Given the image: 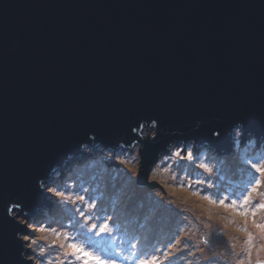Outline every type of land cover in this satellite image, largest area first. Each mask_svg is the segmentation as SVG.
I'll use <instances>...</instances> for the list:
<instances>
[{
  "label": "water",
  "instance_id": "obj_1",
  "mask_svg": "<svg viewBox=\"0 0 264 264\" xmlns=\"http://www.w3.org/2000/svg\"><path fill=\"white\" fill-rule=\"evenodd\" d=\"M237 129L264 141V0H0V264H33L22 215L72 159L141 146L146 179Z\"/></svg>",
  "mask_w": 264,
  "mask_h": 264
},
{
  "label": "rangeland",
  "instance_id": "obj_2",
  "mask_svg": "<svg viewBox=\"0 0 264 264\" xmlns=\"http://www.w3.org/2000/svg\"><path fill=\"white\" fill-rule=\"evenodd\" d=\"M242 136L243 133L237 130L233 151L228 154L205 146L196 150L192 142L189 147L185 143L175 144L172 151L158 158L146 179L141 178V146L119 148L113 153L100 149L86 153L80 159H72L48 182L49 187L65 192L66 196L56 197L51 192L45 210L31 214L29 218L22 215L32 228V233L27 236L34 256L33 264H89L81 257V252L75 256L66 255L65 248L69 243L84 245L90 229L83 217L90 218L109 194L124 210L135 206L130 213L137 217L134 225H139L141 233L146 232L147 224H152L151 229H156L154 233L158 237L155 244L163 247L169 244L167 264H238L240 260L247 264L248 245L241 231L245 228L243 218L202 199L204 195L214 199L224 196L237 199L249 187L254 170L248 162L264 160V141L259 142V138L249 135L244 142ZM184 150L192 151L195 159L188 161L175 155L178 151L184 155ZM201 163L207 164L211 173L200 168ZM260 178L261 187L253 193V198L264 202V196L259 195L264 192V177ZM181 192L193 202L182 199ZM94 193L101 197L94 198ZM80 195L85 197L83 202L76 199ZM68 196L71 199H67ZM90 203L95 207H89ZM199 203L205 204L208 214L202 221L195 212ZM44 213L46 218H43ZM216 216L224 219V223L215 225L209 221ZM234 218H237L236 223ZM256 219L264 223V214ZM125 220L130 223L128 218ZM42 228L45 231H40ZM247 231L252 234L255 245L251 264L257 260L264 262V251L257 253L264 244V233L252 226L250 217ZM203 250L208 251L207 256L202 255ZM107 260L120 264L118 255Z\"/></svg>",
  "mask_w": 264,
  "mask_h": 264
},
{
  "label": "trees",
  "instance_id": "obj_3",
  "mask_svg": "<svg viewBox=\"0 0 264 264\" xmlns=\"http://www.w3.org/2000/svg\"><path fill=\"white\" fill-rule=\"evenodd\" d=\"M110 207L111 209L109 210ZM112 209L114 211H112ZM133 209H135V206H131L124 210L111 194H109L103 203L97 207L95 213H93L90 219H88L94 221V224L99 225L107 218L111 217V235H97L96 231L98 229L93 230L90 222L86 220L90 232L87 238L84 239V247L86 248L87 254L91 255H85L83 258L88 261L89 264H94V259L92 258L93 255L101 256L106 260L108 258L112 259L113 256L118 255L120 264H138L139 260L150 261L153 257L156 258V264H167L165 258H168L169 253L167 247L169 244L166 247L155 244L157 243L156 238L158 237L154 233L156 229H151L152 224H147L145 226L146 232L141 233L138 229L139 225L137 227L134 225V223L137 222V217L130 213ZM220 214L222 216L224 215L223 213ZM43 218H46L45 213L43 214ZM125 218H128L130 223L127 222ZM234 219V222L236 223L237 218ZM51 221L52 220L50 219L49 222ZM239 233L238 237L240 238L242 234L241 232ZM123 239L124 241H122ZM99 240L114 242L110 246L102 247ZM172 240L174 239L172 238L171 241ZM187 264L197 263L188 262Z\"/></svg>",
  "mask_w": 264,
  "mask_h": 264
},
{
  "label": "snow or ice",
  "instance_id": "obj_4",
  "mask_svg": "<svg viewBox=\"0 0 264 264\" xmlns=\"http://www.w3.org/2000/svg\"><path fill=\"white\" fill-rule=\"evenodd\" d=\"M209 138L210 141H214L219 143L223 140L225 132L223 125H218L215 123H209L203 129ZM239 131V129H237ZM264 132V130H262ZM175 155L180 159H187L188 161H192L195 159L194 153L192 151L184 150V155L181 152H176ZM250 164L251 169L254 170L253 172V180L249 182V187L244 190L237 199H230L228 196L220 197L214 199L209 195L202 196V199L207 201L211 205H215L217 207L223 208L224 210L228 211L231 210L235 215H238L243 218L245 228L241 229V231L245 234V243L248 245L246 250L247 255V264H251V255L252 250L255 247L253 244V236L250 232L247 231V224L249 222V217L251 218V224L254 228L260 230L261 233H264V223L257 221V216L260 214H264V202L259 199L253 198V193H257L259 188L261 187L262 181L260 177H264V160L252 162H248ZM199 167L204 169L206 172L211 173L212 169L205 163L199 164ZM198 183H203L202 181H198ZM40 188L47 190L48 192H53L54 196L56 197H65V192L54 190L53 188L49 187L44 182L40 183ZM197 193H193L196 195ZM260 196H264V192L259 193ZM67 199H71V196H68ZM77 200L83 202L85 197L80 195L76 197ZM89 207L94 208L95 204H89ZM12 209H9L11 211ZM82 211V210H80ZM112 218H107L103 223L96 225L92 224L91 228L93 230H97L96 234H112V228L110 227V223ZM40 231H45V229H40ZM25 239H28L26 236ZM55 243V241H54ZM83 249L81 246L69 243L65 248L66 255L75 256L78 253L82 252ZM260 251H264V244L260 245L259 249H257V253L259 254ZM86 255H91L87 254ZM94 259V264H115L114 260H106L101 256H92ZM138 264H156V258L153 257L150 261L139 260ZM238 264H246L245 260L238 261ZM257 264H264V262L257 260Z\"/></svg>",
  "mask_w": 264,
  "mask_h": 264
},
{
  "label": "bare ground",
  "instance_id": "obj_5",
  "mask_svg": "<svg viewBox=\"0 0 264 264\" xmlns=\"http://www.w3.org/2000/svg\"><path fill=\"white\" fill-rule=\"evenodd\" d=\"M171 182L173 183V181H171ZM179 195L185 201H187V202L190 201L191 203L193 202V200L188 198V195L186 193L181 192ZM98 197H99V193H94V198H98ZM199 204H200L199 207L195 208V212H196L197 217H199L202 221L208 217V214H207L205 204L204 203H199ZM209 221L215 225H219V223H224V219L219 218L217 216H216V218H209ZM207 254H208L207 250L202 251L203 256H207Z\"/></svg>",
  "mask_w": 264,
  "mask_h": 264
}]
</instances>
